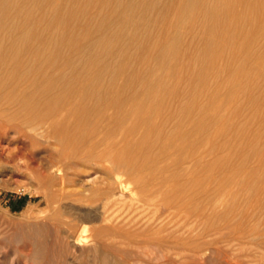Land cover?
<instances>
[{"label":"rangeland","instance_id":"obj_1","mask_svg":"<svg viewBox=\"0 0 264 264\" xmlns=\"http://www.w3.org/2000/svg\"><path fill=\"white\" fill-rule=\"evenodd\" d=\"M126 1L130 4L137 0ZM160 1L154 8L152 4L156 0H147L138 15L135 14L134 17L139 25L130 24L128 28L133 34L138 33L137 37L148 36L151 39L149 41L152 42L141 48L136 58H126L121 63L124 67L139 69L152 66V78L165 75L164 78L167 80L168 86L160 90L161 96L157 101L158 113L153 116L157 122L164 121L163 130L151 134L145 133V135L149 134L151 141L149 146L153 150L148 149V146L140 153L142 158L155 160L157 166L161 168L163 178H160L171 183L167 191L169 196L184 191L195 197L188 207L190 210L202 205L203 197L200 193L202 188L232 189L254 196L262 195L264 193V0H189L188 11L170 8L164 0ZM15 3L12 13L16 15L11 14L10 19L19 20L29 2L15 0ZM37 4H32L35 12L39 14L35 16L36 23L35 21L34 24L33 21L29 23L33 28L23 23L21 27L26 26L25 28L44 37L57 30L61 33L60 31L66 28L76 37V43L78 42L79 45L83 43V37L88 35L86 26L89 24L98 26V13L103 11L113 15L115 12L114 3L110 0H37ZM222 11L225 15L217 19L218 12ZM44 13L48 14V17L44 16ZM42 14L44 17H40ZM18 15L20 16L17 17ZM51 17L54 20L52 25ZM115 19L112 29L123 25V22ZM37 20L40 23H37ZM94 28L91 35L99 36ZM166 38L176 40L177 50L169 53L165 49L161 52L160 47L154 44L156 39ZM44 44H46L45 40L37 41L38 46H45ZM63 49L68 53L72 47L64 45ZM135 49L136 45L132 40L126 50L135 51ZM165 58L169 59V66L160 65V60ZM118 63L119 61H111L114 66ZM127 74L128 72L122 70L118 75V82L122 86L128 83ZM130 83L132 90L130 86L126 89H129L126 92V108L129 109L131 103L135 104V102L148 103L144 100L149 86L148 81L141 76ZM131 92H137L138 97L135 101L129 98ZM134 120L130 118L127 122L132 124L135 123ZM91 123L92 121H88L83 124L82 130L91 132L93 128ZM143 136L142 133L135 135L134 138L141 140ZM52 144L55 147V144ZM22 145L20 140L0 138V264H160L161 262V264H175L162 252H144L138 244L135 246L137 242L134 241L139 238L138 228L140 227L139 231H141V225L143 227V223L155 215L156 209L154 206L140 207L139 191L127 175L123 177L124 180L128 179L126 185L120 188L118 194L106 199L103 190H100L103 185L102 175L94 173L89 164L83 166L80 169L81 176L76 177L77 179L67 184L63 190L55 183L49 191L53 195L47 200L44 193L47 189L44 188L47 184L45 176L54 174L56 177L57 172L46 171L42 167L39 154L35 155L30 148L23 147L25 158L22 160L16 154ZM87 167H90V170ZM42 179L45 181L43 182ZM251 183L254 185L251 186ZM224 208L225 206L222 205L217 211L223 212ZM208 219L210 221L208 216L202 219L183 217L180 221L181 233L187 232L185 235L197 233L198 236L205 230ZM109 225H113L114 231L105 230ZM259 227L264 228V215ZM77 228L83 231L85 237L80 243L73 237ZM96 229H102L104 233L99 240H95ZM134 232V237L130 236ZM263 251L264 249H260L261 253ZM218 258L213 256L206 264H221Z\"/></svg>","mask_w":264,"mask_h":264},{"label":"bare ground","instance_id":"obj_2","mask_svg":"<svg viewBox=\"0 0 264 264\" xmlns=\"http://www.w3.org/2000/svg\"><path fill=\"white\" fill-rule=\"evenodd\" d=\"M26 1L29 5L25 7L22 18L13 20L10 19V15L14 14L12 12L16 6L15 0H0V138L20 140L23 145L18 151L16 150V154L22 160L25 158L23 147L30 148L35 155L39 154L42 167L46 171L57 172L56 177L53 173V175L45 176L47 184L43 186L47 188L44 191L46 199L49 200L53 195L49 191L55 183L63 190L67 184L81 176L80 169L83 166L90 164L91 168H89H93L94 173L102 175L103 185L100 190H103L106 199L118 194L120 188L126 185L125 182L131 179L139 191L140 207H155V215L151 219L148 218L149 220L143 223V227L141 225V231H139L140 227L138 228L137 237L139 238L134 241L137 242L135 246L139 245L142 251L162 252L175 264H206L213 256L219 257L221 264H264V251L260 252V249H264V228L259 227L264 215V193L254 196L232 189L202 188L200 190L203 197L202 205L199 204L200 206L190 210L188 207L195 197L184 191L169 196L167 191L171 183L162 179L161 168L157 166L155 160L142 158L140 154L151 142L149 134L145 135V133L151 134L158 132L157 130L161 132L163 128L164 121L157 122L154 117L158 113L157 101L161 96L160 90L167 85L165 75L152 78V66L139 69L121 65L122 60L136 58L139 50L152 42L149 41L151 39L148 36L137 37L138 33L133 34L128 29L130 24L139 25L134 17L135 14L138 15L140 8L147 3V0H137L130 4L126 0H110L114 3L115 12L113 11V15L103 11L98 13V26L94 25L95 28L92 24L86 26L88 35L83 37V43L80 45L76 43V37L66 28L63 29L64 31L61 30V33L57 30L48 37H44L25 28L26 26L21 27L22 23L29 26V23L33 21L32 24H34L35 16L38 14L33 7L37 4V0ZM159 1L153 2L152 6L155 8ZM164 2L168 3L170 8L183 11H188L190 3L189 0H164ZM224 11L218 12L217 19L225 15ZM45 15L48 17V14L44 13ZM114 19L123 22V25L112 29ZM38 22L40 23L37 20ZM51 23H54L53 19L50 20ZM93 28L99 36L91 35ZM39 40H45V46H38ZM132 40L135 42L136 49L128 51L126 47ZM154 44L160 47L161 52L167 49L169 53L177 50L178 46L176 40L171 38L156 39ZM64 45H69L72 49L66 53L63 49ZM112 60L119 61L120 65L119 63L117 66L112 65ZM159 63L161 66H169L170 61L165 58ZM122 70L128 72V83L125 86L118 82V75ZM141 76L149 84L144 98L148 103H142V101L131 103L128 109L126 108V92L129 89H126L130 86V81L137 80ZM129 88L132 90L131 86ZM136 93L131 92L129 98L135 101L138 97ZM130 118L135 119V123L129 124L127 119ZM88 121H92L91 124H93L91 132L82 130L83 124ZM142 133L144 136L141 140L134 138L135 135ZM148 149L153 150L150 146ZM124 175L129 178L124 180ZM254 183H251V186ZM228 195L229 198H227ZM222 205L225 206V210L217 211ZM206 216L210 218V221L208 219L209 222L207 221L206 228L201 234L197 236V233L196 235L181 233L180 221L183 217L202 219ZM114 229L113 225H109L105 230L112 232ZM135 232L130 236L135 235ZM102 234H104L102 229H96L95 240H99ZM73 237L79 243L85 239L83 231L78 228L74 230ZM251 237H254L253 241Z\"/></svg>","mask_w":264,"mask_h":264}]
</instances>
